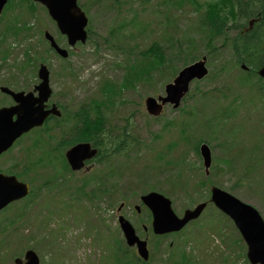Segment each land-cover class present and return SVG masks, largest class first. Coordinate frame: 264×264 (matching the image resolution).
Wrapping results in <instances>:
<instances>
[{
  "label": "rangeland",
  "instance_id": "1",
  "mask_svg": "<svg viewBox=\"0 0 264 264\" xmlns=\"http://www.w3.org/2000/svg\"><path fill=\"white\" fill-rule=\"evenodd\" d=\"M122 1H127V3L126 5H124L125 10H122L120 13H108L106 18L96 16L93 11L89 13L92 39L97 42H101L102 38H109V33L117 25L122 24L119 22L127 23L129 21H134L135 16L138 17V19L142 20L144 23H148L150 21H153L155 23L157 21L159 23L161 14L166 10V15H168L166 22L171 23V25L168 29L166 28L165 30L168 38L171 39L169 45L170 43H172L174 44L175 48L172 49V52L167 53L179 55L178 52H180L181 54L183 50L184 52L188 50V53H192V57H194L195 55L203 52V42L202 39H200L201 36H198L197 32L193 29L192 20L197 17L196 14L184 9H174L172 6L167 4L165 0ZM37 10L38 18L44 23V25L42 24L44 26L42 30H48L53 35H55V27L50 22L45 12H43V10L40 8H38ZM26 18L28 19V17ZM1 19L3 20V22L6 21L5 14H2ZM168 19H170L171 21L168 22ZM19 23L20 21L17 18L15 20V24ZM30 24H32L30 26L32 30L29 43L32 44L31 47H33V50L42 55L44 53L43 50H46V47L41 41V35L35 34L39 29L38 26H41V24H38L37 21H34L33 19H31ZM137 27H140L139 22H137ZM124 32H126V35H123V40L121 41L120 46L125 51L126 49H130L133 52L132 57H129L128 59V61L132 63V65H134L135 62H143L144 64H147V62L152 61V57H149V53L147 55H141L142 53H145L147 51L151 44L160 42L168 46L167 43L164 42V39L162 37L163 31H160V27L158 24H155L148 31H140V34H136V32H130V26H127L124 29ZM127 35H129V37H127ZM12 42L14 43L15 40L12 39ZM26 45L27 43L20 42L12 45L11 49L14 54L7 57L6 63L1 62L0 59V81L9 77L10 80H8V82L11 83V77L14 76L18 80L19 86H26L27 89L31 91L32 85L37 84L34 76L29 72L25 74L19 72L14 68L9 69L10 65H13V61L16 60L17 63H21L24 61L22 52L25 49ZM101 46H104V44H101ZM177 47H182V50L174 54V51L178 50ZM33 50L30 53L37 54L34 53ZM97 51L99 53H96ZM45 61V65L50 69L51 72L50 76L52 81L50 82V85H52L53 91L55 93L63 92L66 95H70L72 98L79 99L81 101H84L86 98L100 99L101 95L99 86H101L102 80L110 81L113 85L118 87L122 83L123 76H125L127 72L120 57H118L113 52L103 50L101 47L98 49H94L92 45H88L87 47L82 49V51L80 49L76 55H74L68 61L64 62V64L67 65V72L71 73L74 76L71 77V79H61L56 75L60 71L62 62L60 63V61L52 54L47 53V55H45ZM172 61L173 63L171 64V70H179L181 68V62H178V60ZM230 62H232V58L231 53L228 50L222 52L220 54V57L216 59L214 63L212 61L209 66H215L216 68H218L222 63L228 64ZM209 66L208 75L210 77L208 76L209 78H207L203 82L201 81L199 83H193L191 85L192 93H190L189 96H187V98L184 100L183 110L185 111L186 109L184 108L186 107H196V101L199 98V92L204 93L211 90H220L223 93H229V95H240L239 97H227V99H222V108H217L216 111L217 113H221L222 109H224L225 113H223L219 118L220 124L223 125L227 123L226 121L228 120V123L232 127V132H236L235 139L230 143L229 149H237L238 151H242L245 148V133L240 130L246 129L250 126H254L260 112L262 111L264 114V98H261V96L259 95L257 100L249 99L245 101V97L252 96V93L248 89L237 88L234 77H236L237 74H240L239 72L234 71L232 72V75L223 74L221 76H217L213 74L214 69ZM167 68L168 66L165 65L158 71H152L149 81L146 79L141 80L143 84L137 83L134 91L131 90L134 87V82L131 83V87H129V89H127L126 87H124L125 89L121 88L118 95L120 96V99H123L127 104L124 106L122 105L120 110L116 112L114 111L110 114L112 120H109L108 127L117 126L118 128H121V117L126 118L132 115V131L134 133V136L139 142L146 145L150 142L152 136L158 134V131L161 130L163 121L179 119V117L183 115V111H173L171 108H167L164 111V115L161 117V121L154 124L152 123V120L147 117L144 109V99L148 96L155 97L156 95L161 94L163 92L164 85L168 82H171L172 76L170 75L169 71L166 70ZM211 71L212 74L210 73ZM197 90L199 92H196ZM105 94V102L110 105L111 108H117L120 106L119 99L116 98L114 102V97L110 96V91L105 89ZM0 100L2 101V99ZM241 117H243V120ZM226 130L227 134L229 135V130ZM178 137L180 138L179 140L181 142H188L189 144L193 145L195 142V136L193 134L192 126L188 128V131L185 134L181 133L180 131ZM222 137L226 139L225 134H223ZM155 139L156 141L152 142L150 144V147L153 154V163L156 166H159L160 169L177 168L182 164V161L187 158L186 155L185 157L183 156V158H181L180 160H177L175 164H170V159L176 160L177 156L184 153V151L186 152V154L188 155V160L187 163L184 164L178 171L180 173L179 181L180 179H183L185 182V186H187V188H189V190H191L192 192L193 186L199 180L198 175L200 176V173L198 172V161L196 155L186 145L181 144L180 148H178L179 144L171 141L175 139L174 130H169L164 136H159ZM262 141L264 142V140ZM28 143L29 139L26 138V140H24L23 144L21 145V149L17 147L10 152L11 157L13 158L14 156L18 155L20 158V156L22 155L21 150L26 145H28ZM142 148H144V146ZM214 154L216 158H220V155L216 151H214ZM132 155L135 158V154ZM33 158L34 156L33 154H31L29 157L27 156V161L28 159ZM149 158V150L142 149L138 151L136 154L137 163L135 164V168L131 169L130 171L124 172L123 176L116 179L114 183H108L110 189H113L111 191V194L108 195V200L115 201L122 195L123 197H126V202L129 205V208L126 209V214L130 216L133 215L131 205L138 202L140 194L149 192L150 190L148 188L150 187V185L160 187V184H157L154 178H152L151 176H160L162 180H165L168 175L174 176V174L177 172L175 169H171V171L157 172L156 174H148L146 172L147 175H144L143 173H141L140 169L142 168L143 162L149 165ZM123 160V156L114 157V159H112V164H121ZM187 164H193L195 166V171H191L190 169L186 168ZM143 168L149 169L150 166H143ZM30 172L31 171H29L28 173ZM48 173L49 170H46V174ZM42 174L44 173L42 172ZM259 175H264V171H260ZM43 176L45 177L46 175ZM231 178L235 179V174H232ZM230 180L231 179L229 178H221L219 180V184L221 185L220 187L225 191L230 192L232 195L244 201L245 203L254 206L257 210L263 211L262 213L264 217V196L254 193L252 189L248 188L247 184L237 186L234 185ZM75 184L76 183L73 182V185ZM55 190L57 189L55 188ZM162 190L166 192L164 189ZM181 191L182 190L176 189L172 190V194L174 196L173 200L175 201L174 209L178 215L182 213L180 207L186 205V198L183 196ZM52 193L54 194L56 193V191ZM61 197H64V195H61ZM94 201L96 202V205H93V208L90 207V209H93L96 212L95 220L92 221V223L97 224L103 220H105L106 224L110 223V218L107 217L103 211L105 210L104 206H101L102 210H99L97 208L98 204L105 200L98 201V199H96ZM41 202L42 201H40L39 203ZM59 210H65V207L59 205ZM35 212L36 210L34 208L31 211L30 215L33 218V222L38 221ZM7 216H11V213H8ZM133 218H135L134 215L132 216V219ZM74 219L75 216L71 218V221ZM76 220L78 221L77 223L81 224L85 222L83 214L79 211L77 212ZM112 226L115 228V222L112 223ZM31 228L32 226L29 225L26 220H24L16 224L15 230L19 231L20 229H23V234L29 236L34 233V230ZM41 228L42 233H40L39 235L40 240H43V242L45 243L43 250L45 253V260H40L44 264L53 260L52 252L55 249H60L66 245V237L68 232L71 230V226L70 221L65 220V222H60L57 217H44L41 221ZM77 231V234H74L76 232V229H74L69 238L72 240L71 243L78 239L79 243L81 244H75L71 246V248L76 247L75 253L72 252L75 260L73 262H67V264H85L88 258L91 259L95 255H97V246H107V241H105L102 245L97 244V246L94 243L93 247L96 251L95 252L90 248V239L79 238L80 236L78 234L80 233L81 229L78 228ZM206 231L207 230L205 226L200 227L196 225L193 227L191 226L184 233L186 235H189V243L186 246V252H188V254H193L194 258L197 259L196 264H218L222 263L220 261L221 258L226 257L231 258V261H234V263H236L238 260L236 255H238L239 251L234 250L231 245L224 243V235H226L227 237L228 234L229 236H231V238L235 237V233L232 227L229 224H226L223 232H221V234H223L221 235L222 237L217 236V234H215L213 237H210L209 235L211 231H209L208 233ZM18 233H15L17 237H19ZM204 233H206L207 235H205ZM87 235H92L90 229H87ZM114 236V238L117 239V236L115 234ZM1 237H3V235H1L0 238ZM185 242L186 239L181 238L180 236H174L170 239L168 238L162 240L161 251L159 253L155 252L154 250L152 251L151 263L154 264L156 262H159L160 260H162L164 263L168 262V256L170 254L172 257L174 250L176 251L175 254H178L180 257L179 251L183 249ZM112 243L114 242L112 241ZM169 243H175L176 245L174 244L171 247V250H168L166 245ZM27 244L28 242H17L14 238H12L10 247L7 248L5 253V259L7 261L1 260L0 264H11L13 261V259L11 260V256L14 253H17L20 247ZM234 244H237L239 249L242 250V245L240 244L239 239H236V243L234 242ZM234 252L235 254H233ZM96 260H105V258L104 256H102L101 258ZM88 264H93V261H89ZM237 264H242V258L239 259Z\"/></svg>",
  "mask_w": 264,
  "mask_h": 264
},
{
  "label": "water",
  "instance_id": "2",
  "mask_svg": "<svg viewBox=\"0 0 264 264\" xmlns=\"http://www.w3.org/2000/svg\"><path fill=\"white\" fill-rule=\"evenodd\" d=\"M35 1H39L47 7L49 15L57 22L61 33L68 37V42L71 45L76 41H85L84 27L86 19L76 6V0ZM4 4L5 0H0V11ZM47 39L51 41L52 47L59 55L62 57L67 56L65 51L56 47L49 36H47ZM206 73L204 60L183 69L174 80V85L166 86V98L158 99L161 101V104H157L153 98L146 100L148 113L153 116L159 115L162 105L167 102L174 103L176 107L180 99L187 92L188 83L194 78H202ZM258 74L264 79V62ZM38 77L41 79V83L35 88L39 93L38 98H33L30 93L26 95L22 93L13 94L7 90H3L13 97L17 105L9 109L0 110V152L7 149L21 134L28 132L34 127L41 126L49 113H56L53 110L49 112L43 111V102L49 95L47 71L44 67L39 69ZM13 116H16L15 121H12ZM200 151L207 168L210 164L209 150L206 146H202ZM94 154L95 151H90L88 146L78 145L69 150L66 153V157L71 168L77 170L82 167L83 160L92 158ZM16 184L14 178L12 179V183H9V180L8 182L0 181V209L9 202L19 199L26 194V186L22 188L16 186ZM141 199L153 213V228L157 234L181 230L187 222L197 218L205 206L202 204L197 206L193 211H186L183 218L178 219L170 209V202L161 195L151 193ZM211 202L233 220L247 244V258L250 264H264V224L258 213L253 208L240 203L231 195L216 188L211 189ZM121 227L128 245L133 246L136 244L138 254L146 260L147 251L145 243L139 242L134 235L133 229L122 220ZM25 259V264H38V259L32 252H27ZM15 263L21 264L18 260Z\"/></svg>",
  "mask_w": 264,
  "mask_h": 264
},
{
  "label": "trees",
  "instance_id": "3",
  "mask_svg": "<svg viewBox=\"0 0 264 264\" xmlns=\"http://www.w3.org/2000/svg\"><path fill=\"white\" fill-rule=\"evenodd\" d=\"M26 2L28 3L29 13L32 18L35 9L34 4H31V0H26ZM204 8L205 11L201 24L204 29L203 33L207 37L209 43L216 40H221L222 44L224 42L226 46L231 49L233 57L235 59L237 58L236 61L238 60V63L245 64L249 67V75H254L256 77L255 71L260 66L262 59H264V0H210L205 4ZM252 19L257 20L253 24L252 29L248 32H243V29L248 26L249 20ZM24 25H26V23L23 24V26ZM18 29L19 27L8 19L6 24H1L0 40L2 39L1 36L6 33L16 35L19 31ZM231 30H234V35L232 37H230ZM227 43L229 44L227 45ZM226 46H223L224 49H226ZM207 48H209L208 53L215 57L217 54L215 46L209 45ZM6 53V49L0 51V55L2 56ZM149 55L152 57V61L147 62V64H144L143 62H135V68L131 69L133 74H128L124 80L125 86L127 82L131 83L133 80L135 83H138L143 79H150L151 70L160 68L170 62H165L163 60V51L159 50L158 47L151 48L149 50ZM220 70L224 71L223 66L220 67ZM90 123L91 126L88 128L91 130L90 133L92 132L91 139L93 142L94 139L97 140L96 135L99 134L98 125L100 126L101 122L92 121ZM207 128L208 134L204 137H207L210 140L214 139L216 137V130L212 129V123H210ZM124 135L126 134H122L123 137L121 136V138L117 137L115 139L113 137H108L105 139L107 141L106 145H104L105 148L102 147L103 145L100 146L99 144L96 146L99 147L101 151H110L108 148L120 146V153H125L127 148L130 147V144L125 139ZM118 139L119 143H117ZM256 147L258 148V145ZM195 150H197V147H195ZM176 177L177 176H174V180L172 179L173 182H176ZM167 190L169 191V188ZM212 218H216V216L213 215ZM177 262L179 264H194V259L192 255H187L183 251H180L179 261ZM124 264L131 263L129 261H125Z\"/></svg>",
  "mask_w": 264,
  "mask_h": 264
},
{
  "label": "flooded vegetation",
  "instance_id": "4",
  "mask_svg": "<svg viewBox=\"0 0 264 264\" xmlns=\"http://www.w3.org/2000/svg\"><path fill=\"white\" fill-rule=\"evenodd\" d=\"M64 42L65 41L61 40L60 44L63 45ZM76 102L78 103V107H79L78 110L76 109V107H74V104ZM52 104L53 103H48L46 105V108H49L50 105ZM54 104L61 112V117H52V118L50 117V119L49 118L47 119V122L53 124V131L55 134V138L57 140L56 150L58 152H57V157L55 158L54 171L57 174L61 175L62 173L66 174L68 172L66 168L67 163L65 160V151L77 143L86 141V139H90L92 132L90 133L91 130L88 127L91 126L90 123L91 121L87 116L88 112L86 110L82 111L85 105L81 104V100L79 99H74L72 97L66 98L64 96H60V99L54 101ZM10 105L11 104L7 102L5 106H10ZM67 117H72V120L67 121ZM98 127H99L98 131L102 132L103 131L102 123H100V126L98 125ZM84 133H88V134H84ZM22 138L23 137H21V139ZM94 161L95 159L86 161L84 163L85 169L75 172L76 175H79L78 176L79 179L86 176V174L91 173L99 168V166H97L96 162ZM12 166L13 164H12L10 152L7 151L1 154L0 155L1 175L9 177L13 175V173L24 174L28 172V170L26 169H20L19 171L13 170Z\"/></svg>",
  "mask_w": 264,
  "mask_h": 264
}]
</instances>
